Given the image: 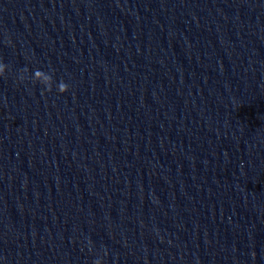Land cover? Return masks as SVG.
<instances>
[{"label":"clouds","instance_id":"1","mask_svg":"<svg viewBox=\"0 0 264 264\" xmlns=\"http://www.w3.org/2000/svg\"><path fill=\"white\" fill-rule=\"evenodd\" d=\"M8 43H10V41H7ZM7 65L3 64V63H0V76H4L5 72H6V69H7ZM25 71H28L27 68L23 69L22 70V74L20 75L19 79L21 81H23L24 79H26L24 73ZM44 73L42 70L40 69H36L33 73V76H32V80L33 82H40L39 78L41 76H43ZM45 81H47L48 83H44L42 84L44 86V90L47 91V92H51L52 91V83H50L51 81H53V76L52 75H49V76H46L45 77ZM56 88H57V91L58 93H65L69 90V85L67 83H65L64 81H60L57 85H56ZM88 245H89V251H91V241L88 242ZM105 255H107V253H105ZM101 260L102 258H97L93 261V264H101Z\"/></svg>","mask_w":264,"mask_h":264}]
</instances>
